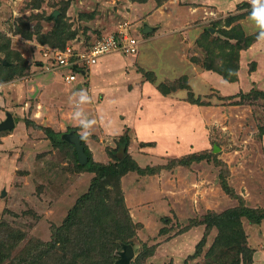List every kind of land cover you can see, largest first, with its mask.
<instances>
[{
	"label": "rangeland",
	"instance_id": "rangeland-1",
	"mask_svg": "<svg viewBox=\"0 0 264 264\" xmlns=\"http://www.w3.org/2000/svg\"><path fill=\"white\" fill-rule=\"evenodd\" d=\"M160 1L173 12L167 22L171 30L167 25L159 30L152 26L142 33L143 18L160 5L157 0H0V63L4 60L5 66L0 72V121L7 111L14 119L12 128L0 130V227L10 248L0 264H8L28 248L30 239L41 244L29 264H83L96 256L101 262L106 256L99 242L88 243L86 234L95 215L89 208L80 211L68 239L57 240L62 233L56 232L57 227L68 210L79 212L73 203L87 190L93 172L77 169L71 145L51 144L43 129L33 124L62 133L74 131L73 127L83 137L75 112L80 113L79 120L95 121L83 137L94 161H112L108 150L127 134V152L138 165L159 167L143 174L130 171L118 180L132 221L122 208L118 217L131 227V222L138 225L128 239L118 240V249L112 246V264H118L127 244L133 254L126 264H264V217L256 223L240 216L245 233L240 245L249 250L223 244L208 257L219 230L202 222L186 227L204 219L208 211L264 209V46L255 39L248 57L242 51L235 80L206 68L211 62L224 66V55L229 53L226 31H238L236 25L246 34L259 30L250 18L251 4L231 0L221 7L200 4L196 9L190 2ZM54 9L56 20L49 16ZM124 20L141 40L138 52L104 54L89 67L85 79L78 75L81 88L65 83L58 72L36 67L45 45L60 46L48 38L55 24L62 25L65 43L87 47ZM7 56L13 67L23 66L20 73L9 71ZM149 73L155 77L149 80L153 84L191 82V91L208 103L198 108L184 103L190 102L187 87H177L167 95L169 116H155L153 131L137 135L133 116H124L125 111L130 114L135 94H124L134 84L137 91L139 78L147 79ZM85 93L87 99L82 100ZM203 152L207 158L168 164L171 158ZM107 188L103 198L113 205L114 187ZM161 226L165 230L160 231Z\"/></svg>",
	"mask_w": 264,
	"mask_h": 264
},
{
	"label": "trees",
	"instance_id": "trees-1",
	"mask_svg": "<svg viewBox=\"0 0 264 264\" xmlns=\"http://www.w3.org/2000/svg\"><path fill=\"white\" fill-rule=\"evenodd\" d=\"M160 4V0H157ZM236 27L239 28L237 31V28L232 29L230 31H226V36L224 39V42L226 46L229 49V53L224 55L225 58V64L224 66H213L212 62L210 64V68L214 71H216L219 75H221L223 78H225L228 81H232L236 79V71L239 68V55H240V50L241 49H246L248 48L253 41L256 39V35L258 31L246 34L240 28L239 26L236 25ZM236 31L237 33L234 34L233 32ZM144 33V32H142ZM31 32H27L26 36L29 37ZM49 39L53 41L54 43H58L60 46L63 47L65 44V36H63V30H62V25L60 23L55 24V30L50 33ZM68 37V36H66ZM230 38H233L234 41H230ZM46 41V39L42 40ZM11 57L7 56V66H11V69L9 71L14 72V70L19 71V73L22 70V67H17V66H12L13 60L9 59ZM4 62V60H2ZM2 62V63H3ZM2 63H0V72H2V68L5 67ZM14 69V70H13ZM74 69H77L76 67ZM147 74V71L145 72ZM11 74V72L9 73ZM150 74V73H149ZM12 75V74H11ZM147 77L148 80L154 81L155 77L150 74ZM184 78V76H183ZM177 83L174 81L171 82H158L155 81V86L156 88L164 93H170L174 90H176L177 87L185 88L187 87V92H186V99L189 100L192 103H197V104H203V103H208V102H203L199 99V95H195L193 91L190 89V85L188 82L178 80L176 79ZM185 82L184 87L181 86L182 82ZM85 83V81L83 82ZM259 93H262V91L258 90ZM264 93V92H263ZM241 95H246L244 93H239ZM224 98V96L222 97ZM41 129L47 134L48 138L51 141V144L58 146V144H70L72 147V154L74 156L75 160V165L77 169L81 170L84 168L85 170L89 172H93V175L91 176V179L89 180L88 188L86 191L81 193L77 198L76 201L73 204H76L77 206L75 207L76 210H79V212H75L74 208L71 207L70 210H68L64 222H62L61 225L57 227L56 232L62 233L58 237V241L63 242L68 239V233L72 227L73 224H75L78 219L80 218V211L84 208L90 209L92 214H95L93 217V225L92 227L88 228V233L86 234L87 237H90L88 243L90 245H93L94 240L95 242L100 243V247H102L104 250H101V252H106L105 258L100 262L98 260V257L94 258L93 261H88L87 263L83 264H112L114 261L113 259V254L112 253V246L114 249H118L119 244L118 240L125 241L128 239L131 235H133V230L137 223L131 222L133 227H131L129 224L125 223L122 219L118 217V212L120 208L124 209V213L127 216L129 220H131V216L127 210V206L124 204V199H123V193L122 190L120 189V186L118 185V180L119 178L126 174L127 172L130 171H136L137 173L143 174L146 173L147 171H154L156 168L159 167H141L138 165V163L135 161L134 158L127 152V142H129V137L127 134H122L118 137L117 139V145L114 146L113 148L108 150L109 156L112 157V161L103 163L100 161H94L92 159L91 152L89 148L87 147L86 144H84L83 137L78 134L81 138V143L83 145V149L87 155V161L83 164L78 163V158H77V153L75 150V147L71 142L67 141L64 138V135L62 131H55L52 128L42 126L40 124H33ZM70 129H73L75 132V128L70 127ZM77 133V132H76ZM203 158H207V155L205 152L203 153H198V154H189L183 157H176V158H171L168 164L173 166L174 162L178 164H188L189 161L191 160H200ZM167 164V165H168ZM166 166V165H165ZM169 167V166H166ZM147 169V171H146ZM223 183V182H222ZM111 185L114 187V194L113 196V201H117L121 203V206L118 208L116 203H109V200H106L103 198V193L104 191H108L106 189L107 185ZM224 188H226V183L224 182ZM109 193V191H108ZM104 199V200H103ZM109 203V205L107 204ZM107 205V207H106ZM91 207V208H90ZM110 207H115L114 209H110ZM92 209V210H91ZM244 215L247 219H251L253 222L258 223L263 217H264V209H260V211H256L253 208H249L246 206H240V207H232V208H226L222 210L221 212H213V211H208L207 214L205 215V218L202 219L201 221H195V222H190L186 227H190L194 224L197 223H205L206 225H211L215 226L219 232L220 236H216L215 240L211 243V246L206 252V256L210 255H215V251H217L218 247H222L223 244L229 246V245H239L240 248L242 249H247L249 250L250 248L248 246H241L240 243L244 242L245 240V233L244 230L242 229V223L240 220V216ZM166 220V216L162 217V219ZM132 221V220H131ZM164 222V221H163ZM161 230L163 231V226L160 227ZM187 228V229H188ZM165 230V229H164ZM1 227H0V259H3L4 257H7L10 252L9 246L6 245L5 239L1 237ZM64 235V236H61ZM13 236V234H12ZM86 237V238H87ZM204 241V237L201 238L200 242ZM29 247L26 248L25 250L21 251L20 254L17 256L19 258H14L11 259V262L8 264H29V259L31 255H35V251L38 250V246L40 241L38 239H30L29 241ZM243 244V243H242ZM103 245V246H102ZM63 248V246H60ZM99 247V248H100ZM64 249V248H63ZM39 258V254L36 255V257L33 258V260H37ZM29 262V263H28Z\"/></svg>",
	"mask_w": 264,
	"mask_h": 264
},
{
	"label": "built area",
	"instance_id": "built-area-1",
	"mask_svg": "<svg viewBox=\"0 0 264 264\" xmlns=\"http://www.w3.org/2000/svg\"><path fill=\"white\" fill-rule=\"evenodd\" d=\"M127 20L118 23L117 28L96 38L89 46L79 47L65 43L63 47L45 45L39 52L36 63L41 71L58 72L61 79L69 83H82L78 75L85 79L89 67L99 61L101 56L113 51L136 54L141 40L130 33ZM77 69H74V68Z\"/></svg>",
	"mask_w": 264,
	"mask_h": 264
},
{
	"label": "crops",
	"instance_id": "crops-1",
	"mask_svg": "<svg viewBox=\"0 0 264 264\" xmlns=\"http://www.w3.org/2000/svg\"><path fill=\"white\" fill-rule=\"evenodd\" d=\"M180 2L181 3L182 2H190V5L195 4V5H193L194 6L193 8L197 9L200 6V4L203 7L206 4L221 7L223 5L230 3L231 0H179V3ZM197 4H199V5H197ZM174 5H173V9L176 10L177 8ZM172 14H173V12H171V10L170 11L167 10L164 3H162L160 5H155L153 7V9L149 10V12H147L145 14V17L143 18L144 19V25L145 24L148 25L150 27V29L157 26L158 27L157 30L162 29L167 25L168 29L171 30L170 24L167 22L170 21L169 19L171 18L170 16H172ZM164 38H165V40H168L167 39L168 36L164 37ZM254 42H256V41H254ZM252 47H253V43L248 48L241 49L240 50V56L243 55L242 51H245V52L247 51L246 55L248 57L249 51L252 49ZM112 53L113 52H109L105 55L112 54ZM104 56H101V58L103 59ZM115 57L119 58V56H114V58ZM244 57H245V55H244ZM105 59H108V58L105 57ZM112 59H113V57H112ZM110 62H112V61H110ZM107 63H109V61ZM103 71H105V70H103ZM138 82L140 83V85H138V86H140L139 89L137 90L138 92L136 91L137 87L134 88V86H136V84H134L133 87L130 89V91L128 90L124 94V97L125 96L130 97L131 95L135 94V96L132 98L134 100V102H133L134 105L131 109V112H130V114H128V112L125 111L124 116H128V117L133 116V120H134L133 125L135 124L134 129H136L135 132L137 133V135H139V133H141V135H147L148 136L149 132H152L154 129L155 116H169V115H167L166 110H167V108L170 107L169 101L171 100V97L167 96L170 93L164 94V93L160 92L156 88L155 83L154 84L151 83L148 79L139 78ZM190 83L191 82H189V84ZM75 84H76V86H78L77 84H81V83L78 82ZM78 88H81V87L78 86ZM172 92H174V91H172ZM186 92H187V90H186ZM195 95H198V94H195ZM176 99L177 98H174V100H176ZM177 102L179 103L178 99H177ZM184 103H187L189 105H194L196 107L200 106V104H196V103H192V102H188V101H185ZM156 105H157V108H156ZM184 107L185 106H183V108ZM86 116H97V115H88L87 114Z\"/></svg>",
	"mask_w": 264,
	"mask_h": 264
},
{
	"label": "water",
	"instance_id": "water-1",
	"mask_svg": "<svg viewBox=\"0 0 264 264\" xmlns=\"http://www.w3.org/2000/svg\"><path fill=\"white\" fill-rule=\"evenodd\" d=\"M57 15H58V10L54 9L52 10V12L49 14L50 17H53L54 20L57 19ZM150 31V27L148 25H144V27L142 28V32H148ZM206 68H210L209 64H206ZM79 87L81 86V84H77ZM14 125V119L12 117V114L10 112H6L5 118L2 119L0 121V130L6 129V128H12ZM64 138L69 141V143L71 142V144L74 145L76 153H77V158H78V162L80 164H83L87 161V155L83 149V145L80 144L81 143V138L78 135V133L74 132V131H70V132H66L63 133ZM2 194L5 193V190L3 189ZM133 254V250L130 244L124 245L123 250L121 251V255L120 258L118 260V264H126L127 260H129V258H131Z\"/></svg>",
	"mask_w": 264,
	"mask_h": 264
},
{
	"label": "clouds",
	"instance_id": "clouds-1",
	"mask_svg": "<svg viewBox=\"0 0 264 264\" xmlns=\"http://www.w3.org/2000/svg\"><path fill=\"white\" fill-rule=\"evenodd\" d=\"M237 2H242V0H237ZM249 3L251 4V13L250 18L255 22L257 25V28L259 29L257 35H256V41L264 46V0H249ZM82 100L87 99V94L81 96ZM80 113L75 112L73 115V118L76 119L80 126L84 129L82 135L84 138H87L89 135V132L85 129L91 128L92 124L95 123V121H84L79 120Z\"/></svg>",
	"mask_w": 264,
	"mask_h": 264
}]
</instances>
